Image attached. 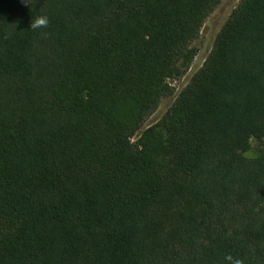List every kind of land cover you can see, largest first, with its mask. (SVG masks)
I'll list each match as a JSON object with an SVG mask.
<instances>
[{"label":"trees","instance_id":"obj_1","mask_svg":"<svg viewBox=\"0 0 264 264\" xmlns=\"http://www.w3.org/2000/svg\"><path fill=\"white\" fill-rule=\"evenodd\" d=\"M222 1L0 0V264H264V0L145 124Z\"/></svg>","mask_w":264,"mask_h":264},{"label":"rangeland","instance_id":"obj_2","mask_svg":"<svg viewBox=\"0 0 264 264\" xmlns=\"http://www.w3.org/2000/svg\"><path fill=\"white\" fill-rule=\"evenodd\" d=\"M237 3L238 0H223L217 9L208 17L201 29L198 40L194 44L197 49V55L194 58L189 70L181 79L169 81L170 86L173 89V94L161 101L157 111L147 119L145 123L146 126L156 121V119L170 107L175 97L184 89L193 74L202 67L205 59L212 50L217 34ZM137 139L138 135L135 136L132 141H136ZM252 146H254V142H252ZM253 154V149L247 153L248 156H252Z\"/></svg>","mask_w":264,"mask_h":264},{"label":"clouds","instance_id":"obj_3","mask_svg":"<svg viewBox=\"0 0 264 264\" xmlns=\"http://www.w3.org/2000/svg\"><path fill=\"white\" fill-rule=\"evenodd\" d=\"M47 23H48L47 18H38L31 26L34 28L42 27V26H46ZM229 259H231V257H229ZM235 264H241V262L237 260Z\"/></svg>","mask_w":264,"mask_h":264}]
</instances>
